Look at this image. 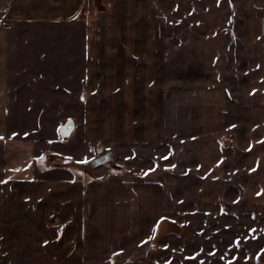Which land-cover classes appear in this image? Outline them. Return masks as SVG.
<instances>
[{"label":"crops","instance_id":"0c3cea01","mask_svg":"<svg viewBox=\"0 0 264 264\" xmlns=\"http://www.w3.org/2000/svg\"><path fill=\"white\" fill-rule=\"evenodd\" d=\"M198 215L264 219V0H0V264H139Z\"/></svg>","mask_w":264,"mask_h":264},{"label":"rangeland","instance_id":"374dc122","mask_svg":"<svg viewBox=\"0 0 264 264\" xmlns=\"http://www.w3.org/2000/svg\"><path fill=\"white\" fill-rule=\"evenodd\" d=\"M118 153L119 162L121 156L134 153L132 163L146 167L162 151L143 146L125 147ZM178 223L161 224L139 264H264V219L198 215Z\"/></svg>","mask_w":264,"mask_h":264},{"label":"built area","instance_id":"2783aa9c","mask_svg":"<svg viewBox=\"0 0 264 264\" xmlns=\"http://www.w3.org/2000/svg\"><path fill=\"white\" fill-rule=\"evenodd\" d=\"M1 25H2V26H7V22H6V20L1 21Z\"/></svg>","mask_w":264,"mask_h":264},{"label":"snow or ice","instance_id":"6c2138e0","mask_svg":"<svg viewBox=\"0 0 264 264\" xmlns=\"http://www.w3.org/2000/svg\"><path fill=\"white\" fill-rule=\"evenodd\" d=\"M15 135V134H14ZM6 182V181H5Z\"/></svg>","mask_w":264,"mask_h":264}]
</instances>
